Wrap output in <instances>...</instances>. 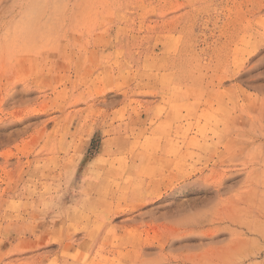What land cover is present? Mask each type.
I'll use <instances>...</instances> for the list:
<instances>
[{"label":"rangeland","instance_id":"374dc122","mask_svg":"<svg viewBox=\"0 0 264 264\" xmlns=\"http://www.w3.org/2000/svg\"><path fill=\"white\" fill-rule=\"evenodd\" d=\"M261 61L264 0H0V264H264Z\"/></svg>","mask_w":264,"mask_h":264},{"label":"snow or ice","instance_id":"6c2138e0","mask_svg":"<svg viewBox=\"0 0 264 264\" xmlns=\"http://www.w3.org/2000/svg\"><path fill=\"white\" fill-rule=\"evenodd\" d=\"M261 64L264 65V61H261ZM244 71H248V69H244ZM259 76V79L264 82V69H262L259 73H256Z\"/></svg>","mask_w":264,"mask_h":264}]
</instances>
